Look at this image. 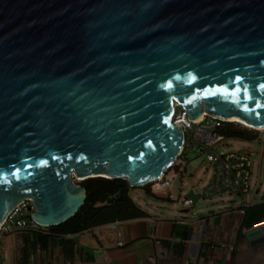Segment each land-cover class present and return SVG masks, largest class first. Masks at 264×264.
Here are the masks:
<instances>
[{
  "label": "water",
  "instance_id": "obj_1",
  "mask_svg": "<svg viewBox=\"0 0 264 264\" xmlns=\"http://www.w3.org/2000/svg\"><path fill=\"white\" fill-rule=\"evenodd\" d=\"M261 85L264 0H0V224L27 199L34 222H66L75 176L158 179L176 106L264 128Z\"/></svg>",
  "mask_w": 264,
  "mask_h": 264
},
{
  "label": "crops",
  "instance_id": "obj_2",
  "mask_svg": "<svg viewBox=\"0 0 264 264\" xmlns=\"http://www.w3.org/2000/svg\"><path fill=\"white\" fill-rule=\"evenodd\" d=\"M139 207L146 216L121 220L116 228L108 222L68 234L0 233V264H161L176 260L175 251H182L177 260L186 264H217L228 255L221 244L235 235L242 217L229 211L224 221L213 213L164 218ZM118 233L122 246L115 244Z\"/></svg>",
  "mask_w": 264,
  "mask_h": 264
},
{
  "label": "rangeland",
  "instance_id": "obj_3",
  "mask_svg": "<svg viewBox=\"0 0 264 264\" xmlns=\"http://www.w3.org/2000/svg\"><path fill=\"white\" fill-rule=\"evenodd\" d=\"M181 106L175 108L180 111ZM234 128L244 130L252 136V140H243L234 137H224L220 144L214 149L218 153H229L237 150H245L249 152L251 160V177L250 188L245 196L247 203L261 202L264 200V129H253L239 123L231 122ZM184 164L183 169L177 176L174 171L177 165ZM165 189L170 190L176 197V200L167 199L160 191H157L149 184L151 194H146L142 187L130 189V196L133 201L146 210L149 214L158 217L171 216L180 219L181 217L192 218L196 215L217 214L222 216L224 221L225 215L229 211L234 213H242L241 198L238 195H223L214 198H199L190 209H184L183 195L192 188L195 192L200 193L210 183L213 175V164L208 161L205 155H198L192 151H186L182 158H178L172 167L164 173ZM73 181L79 185L80 179L73 177ZM156 190V191H155ZM155 194V195H152ZM264 224V222H263ZM18 241V240H17ZM231 243L233 249L227 250L226 259L217 264H264V243L251 247L247 241L236 240L235 235L228 242ZM224 251L225 248H224ZM235 252V255H234ZM233 253V254H232ZM234 255V256H233ZM161 264H186L183 260H167Z\"/></svg>",
  "mask_w": 264,
  "mask_h": 264
},
{
  "label": "built area",
  "instance_id": "obj_4",
  "mask_svg": "<svg viewBox=\"0 0 264 264\" xmlns=\"http://www.w3.org/2000/svg\"><path fill=\"white\" fill-rule=\"evenodd\" d=\"M172 119L173 124L182 131L181 148L176 160L182 158L186 151H192L198 155H205L206 159L213 164V175L208 186L200 193L193 190V192L198 195L197 199L214 198L223 195H238L241 198V207L245 208L250 206L251 203H247L245 200V196L250 188V177L252 174L249 152L237 150L229 153H218L216 149H214L224 138L221 130L228 121L225 120V118L209 114L205 111H203L202 115L197 119L190 120L186 111L183 109L179 112L174 110ZM183 167L184 164L180 166L177 165L172 179L181 172ZM165 178L166 175L163 174L162 177L152 181L151 183H153V185H151V187L160 191L165 198L176 200L175 195L170 190L165 189ZM195 201L196 200L193 198H184L183 196L184 209H190ZM33 212L34 205L30 199L16 205L9 211L0 224V233L6 234L12 232L49 230V226L40 225L32 220L31 214ZM118 223L119 221L117 220L112 221L108 223V226L116 228ZM262 223L248 230L257 227L264 228V224ZM115 244L117 246H122L124 244L121 233H118ZM221 246L229 252L233 249L232 244L228 242H223Z\"/></svg>",
  "mask_w": 264,
  "mask_h": 264
},
{
  "label": "trees",
  "instance_id": "obj_5",
  "mask_svg": "<svg viewBox=\"0 0 264 264\" xmlns=\"http://www.w3.org/2000/svg\"><path fill=\"white\" fill-rule=\"evenodd\" d=\"M230 125H232L231 122H226L222 128L221 133L224 137L252 140V136L244 130ZM78 184L86 190L85 202L72 218L64 223L49 226V230L68 234L116 220L121 221L147 215L131 198V187L125 179L92 177L80 180ZM142 189L146 194H151L149 184L142 186ZM262 222H264V200L243 209L235 233L236 240L247 241L245 231ZM176 246L178 247L179 244ZM181 253L182 251H175L176 257L180 258Z\"/></svg>",
  "mask_w": 264,
  "mask_h": 264
},
{
  "label": "bare ground",
  "instance_id": "obj_6",
  "mask_svg": "<svg viewBox=\"0 0 264 264\" xmlns=\"http://www.w3.org/2000/svg\"><path fill=\"white\" fill-rule=\"evenodd\" d=\"M202 115V114H201ZM200 115V116H201ZM199 116V117H200ZM225 120H227V121H231V122H234V123H239V124H242V125H245V126H249V127H251V128H254V127H252L251 125H249V124H247V123H245L244 121H242L240 118H235V117H229V118H225ZM257 129V128H256ZM260 129H264V128H260ZM163 175V174H162ZM162 175L160 176V177H162ZM159 177V178H160ZM77 179H81L80 177H77ZM263 224V223H262Z\"/></svg>",
  "mask_w": 264,
  "mask_h": 264
},
{
  "label": "snow or ice",
  "instance_id": "obj_7",
  "mask_svg": "<svg viewBox=\"0 0 264 264\" xmlns=\"http://www.w3.org/2000/svg\"><path fill=\"white\" fill-rule=\"evenodd\" d=\"M261 87H264V85H261Z\"/></svg>",
  "mask_w": 264,
  "mask_h": 264
}]
</instances>
